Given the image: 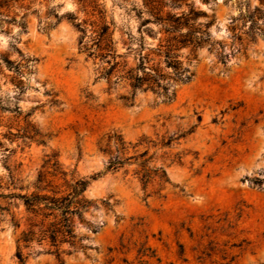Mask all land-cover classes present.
Returning a JSON list of instances; mask_svg holds the SVG:
<instances>
[{
	"label": "rangeland",
	"instance_id": "1",
	"mask_svg": "<svg viewBox=\"0 0 264 264\" xmlns=\"http://www.w3.org/2000/svg\"><path fill=\"white\" fill-rule=\"evenodd\" d=\"M165 1V12L193 7L215 14L212 37L228 44L232 20L246 9V0H182L176 6ZM147 2L20 0L0 16V175H8L6 155L18 168L23 193L36 189L40 174L61 191L100 174L86 191L98 208L91 207L85 223L75 221L86 251L64 253L61 262L47 242H35L23 248L30 254L26 264H264V189L255 185V179L264 181V38L226 64L207 48L197 57L184 49L181 60L194 78L175 85L176 99L164 103L151 91L138 92L130 105L123 99L129 83L113 86L100 77L106 60L80 50L81 33L65 16L78 18L89 42L104 10L114 23L115 49L126 54L128 35L138 37L148 17ZM247 2L264 9L260 0ZM144 35L146 46L158 44ZM17 49L31 59L30 67H21L22 76L15 72L24 64ZM126 59L136 65L134 53ZM30 112L33 128L24 119ZM34 129L35 138L23 137ZM114 132L123 136L129 160L107 172L109 155L100 148ZM146 160L148 168L162 167L168 181L155 177L144 187L138 173ZM13 211L19 228L0 211V264H20L18 240L28 223L23 206Z\"/></svg>",
	"mask_w": 264,
	"mask_h": 264
},
{
	"label": "trees",
	"instance_id": "2",
	"mask_svg": "<svg viewBox=\"0 0 264 264\" xmlns=\"http://www.w3.org/2000/svg\"><path fill=\"white\" fill-rule=\"evenodd\" d=\"M182 0H170L172 6H176ZM216 0H204L206 3ZM230 0H226V3ZM20 0H0V16L4 17V10L10 9L13 4ZM157 2V4H156ZM264 4V0H260ZM167 6L165 0H148L146 3L148 17L143 19L138 29L139 36L128 35V52L120 54L115 49L117 42L114 40L113 21L106 20L105 11L99 10L101 14V23L91 38L87 42L88 31L84 25L78 21L75 15H67L65 18L72 22L75 28L81 33L79 44L80 50L86 52L88 57H100L102 61L108 64L101 72V78H104L110 84L118 85L121 81H127L131 91L123 99L127 104L133 105L138 92L151 91L162 99L164 103H171L176 99V84H188L194 78V73L189 66H185L181 60V51L189 49L197 57V51L207 48L211 53H215L222 64H226L231 56L236 55L246 49L248 43L256 42L259 37L264 38V9L260 7L252 8L246 0V9L242 11L239 18L231 22L232 43L228 44L222 40H214L211 27L216 21V15H208L207 12L196 11L190 7L188 12L173 14L165 12ZM204 16V24L198 23V18ZM16 22L15 19H12ZM237 22L239 24H237ZM23 31L26 29L24 19L19 22ZM148 25H156L158 28ZM145 34L157 39L159 42L155 47L146 46ZM137 47L133 48V43ZM127 44V43H125ZM231 47V51L227 48ZM23 57L24 64L15 68V72L22 76L21 67L28 68L31 65V59L24 57L22 52L17 49ZM134 53L136 65L129 66L127 56ZM11 64L10 61H6ZM114 78V81H112ZM1 110L4 111V108ZM14 112L20 117L22 112L16 109ZM32 112L25 115L24 119L27 127L33 128L28 121ZM34 129V134L30 135L25 131L24 138L33 139L38 135ZM173 139H169L166 145L171 144ZM42 142V141H40ZM101 151L109 155V161L106 166L107 172H116L128 163V158H124L126 151V142L123 136L117 132L108 135L106 143ZM5 155V153H4ZM8 175H0V211L12 216V223L16 228L21 225L20 220L16 219L13 209L24 207L28 227L23 231L22 237L18 243H23V247L18 246L16 257L20 264H26L30 254L25 255L23 248H31L33 243L42 245L47 242L52 248L58 259L64 253L72 254L77 250L86 251L89 246L83 245L75 230V221L86 222L85 214L91 207L98 208V205L86 197V191L91 181H95L100 174L93 175L90 178H80L75 180L65 191L59 190L53 185L52 181L46 182L42 174L37 180L36 189L32 192H25L21 184L22 180L18 176L17 167H12L9 163V156H5ZM147 161L142 164V171L138 173L140 181L144 187L155 177L163 181H168L166 171L160 168H148ZM57 165V162L54 166ZM57 174V171H55ZM53 174V176H56ZM65 175V173H63ZM255 185L264 189V181L255 179ZM104 207L111 209L109 201L102 202ZM96 233L98 228L91 227ZM68 245L69 250H63V246Z\"/></svg>",
	"mask_w": 264,
	"mask_h": 264
}]
</instances>
